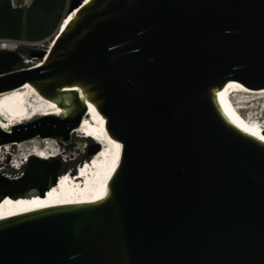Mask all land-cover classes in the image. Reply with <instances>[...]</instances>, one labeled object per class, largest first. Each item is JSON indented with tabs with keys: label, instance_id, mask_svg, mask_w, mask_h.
Here are the masks:
<instances>
[{
	"label": "water",
	"instance_id": "water-1",
	"mask_svg": "<svg viewBox=\"0 0 264 264\" xmlns=\"http://www.w3.org/2000/svg\"><path fill=\"white\" fill-rule=\"evenodd\" d=\"M71 12L39 63L14 68L23 56L0 49V92L30 82L65 111L0 128V145L67 143L88 103L121 143L117 169L94 204L0 220V264H264V141L223 97L230 81L264 89V0H71ZM56 163L0 174V204L41 201Z\"/></svg>",
	"mask_w": 264,
	"mask_h": 264
},
{
	"label": "bare ground",
	"instance_id": "bare-ground-1",
	"mask_svg": "<svg viewBox=\"0 0 264 264\" xmlns=\"http://www.w3.org/2000/svg\"><path fill=\"white\" fill-rule=\"evenodd\" d=\"M74 13H67L63 16L57 26L56 33L67 25ZM2 47L0 49L14 50L12 45L5 44ZM232 94L238 98H244L243 103L246 104L248 109L253 105L263 106L262 108L264 109V89L248 91L240 83L230 81L226 84L223 92V97L231 116L249 134L264 141V122L262 119L257 115L249 116L247 112L242 113L240 109L234 108L230 102ZM87 105L89 111L83 116L79 127L73 130L71 136L78 132L90 134L101 141L99 150L85 161L84 166L83 163L79 167L76 166L78 168L77 176L72 177L70 171L58 175V182L47 189V193L43 195L41 201L32 204L22 203L17 206L13 205L8 198H4L0 204V220L51 207L94 204L104 197L109 180L117 169L121 143L110 138L105 127L106 119L102 118L90 104L87 103ZM63 112L65 111L62 108L40 96L30 82H25L22 86L0 92V128L3 131L8 132L13 125L29 122L46 114L58 116L62 115ZM261 113H264V111ZM89 139L94 142L92 138ZM39 142L43 143L42 148L38 146ZM26 144H31V147L28 149L20 148ZM58 144L53 137H33L0 145V155L7 154L12 145L19 147L20 150L28 151L25 157H20V161L15 160V169L20 170V166L24 167L31 156L51 161L50 159L53 158L48 157V155L49 153L55 154L59 152ZM97 145L99 144L97 143ZM54 158H57V156ZM53 162L57 164V160ZM0 174L4 176L1 170ZM22 175L23 173L17 178L22 177Z\"/></svg>",
	"mask_w": 264,
	"mask_h": 264
},
{
	"label": "rangeland",
	"instance_id": "rangeland-1",
	"mask_svg": "<svg viewBox=\"0 0 264 264\" xmlns=\"http://www.w3.org/2000/svg\"><path fill=\"white\" fill-rule=\"evenodd\" d=\"M17 2L19 4H22L23 6H21V8L23 9V14H25L27 7L31 4L32 0H10V2ZM71 1V0H70ZM70 5V3H69ZM65 10H66V6L64 5L60 16L58 17L57 21H56V25L52 28L50 35L43 39V40H39V41H29L27 39H25L24 36V32L22 30L21 35L18 39H10V45L14 46L16 52L20 53L23 56L22 62L19 63L18 65H16L14 68H20L22 65L30 66V65H34L36 63H39V58H37L36 56H32V53L41 49H47L51 40L53 39V37L56 34L57 31V26H58V21L63 17V15L65 14ZM252 104V103H251ZM250 105V104H249ZM258 106H251L249 109L247 107V113L248 115H257L261 114V112L264 111V109ZM254 110H256L254 112ZM241 112V111H240ZM251 112V113H250ZM248 117V116H247ZM92 141V140H91ZM52 145V143H50ZM38 146H40V148H42L43 143L39 142ZM60 147V150L62 152H64V156L63 157H70V161L67 160V162L64 161V159H62V157L59 159L57 158H53L50 159L52 162L54 160H59V171L58 174L61 175L63 173V171H70L71 169L76 168V166L79 164V162H83L85 159H88L89 157H91L92 155H89V152L93 151L95 149L94 145H91L88 143V141H84L83 139H81L80 137L77 136V134L75 133L74 135L71 136V139L69 142L58 145ZM57 146V147H58ZM29 147H31V144H26L25 146H22L20 148H26L28 149ZM56 147V146H55ZM19 147L12 145L10 147L9 152H11V155H7L6 153H4L3 155H0V158L2 159L0 161V170L3 172H7V173H11L13 175H15L17 173L16 169L11 168V166L5 162V160H3V158H16L17 160L20 161V157H25V155L28 153V151L26 152L25 150H20ZM3 151V150H2ZM22 152V153H21ZM2 156V157H1ZM87 161V160H86ZM20 170H23V166H20Z\"/></svg>",
	"mask_w": 264,
	"mask_h": 264
},
{
	"label": "trees",
	"instance_id": "trees-1",
	"mask_svg": "<svg viewBox=\"0 0 264 264\" xmlns=\"http://www.w3.org/2000/svg\"><path fill=\"white\" fill-rule=\"evenodd\" d=\"M65 2L66 0H32L23 14V9L12 7L10 0H0V39H18L22 30L25 39L29 41L47 38L56 25ZM88 143L92 145L91 140Z\"/></svg>",
	"mask_w": 264,
	"mask_h": 264
},
{
	"label": "built area",
	"instance_id": "built-area-1",
	"mask_svg": "<svg viewBox=\"0 0 264 264\" xmlns=\"http://www.w3.org/2000/svg\"><path fill=\"white\" fill-rule=\"evenodd\" d=\"M69 3H70V0H66V2H65V6H66L65 14L68 13V9H69V6H70ZM11 5H12V7H17V8H21V6H23L22 4H19V3L14 2V1L13 2L11 1ZM60 20L58 21V23L60 22ZM5 44L6 45H10V39H0V48H3L2 46L5 45ZM14 50H15V48H14ZM16 171H17V173L15 175H13L11 173L4 172V171L3 172L1 171V172L7 178H17V177L21 176V174L23 173V170L22 169L21 170H16Z\"/></svg>",
	"mask_w": 264,
	"mask_h": 264
},
{
	"label": "clouds",
	"instance_id": "clouds-1",
	"mask_svg": "<svg viewBox=\"0 0 264 264\" xmlns=\"http://www.w3.org/2000/svg\"><path fill=\"white\" fill-rule=\"evenodd\" d=\"M90 140V139H89ZM99 144V143H98ZM92 145H94V147L97 145V143H95V142H93L92 141ZM7 155H8V153H7ZM5 158V157H4ZM59 158V157H58ZM57 158V159H58ZM13 160H17L16 158H12ZM60 159V158H59ZM11 168H13V169H15L16 167H15V164L13 165V167H11Z\"/></svg>",
	"mask_w": 264,
	"mask_h": 264
},
{
	"label": "flooded vegetation",
	"instance_id": "flooded-vegetation-1",
	"mask_svg": "<svg viewBox=\"0 0 264 264\" xmlns=\"http://www.w3.org/2000/svg\"><path fill=\"white\" fill-rule=\"evenodd\" d=\"M59 145V144H58Z\"/></svg>",
	"mask_w": 264,
	"mask_h": 264
}]
</instances>
